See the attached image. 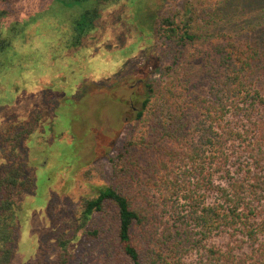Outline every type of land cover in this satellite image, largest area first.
I'll use <instances>...</instances> for the list:
<instances>
[{"label":"trees","instance_id":"16d2710c","mask_svg":"<svg viewBox=\"0 0 264 264\" xmlns=\"http://www.w3.org/2000/svg\"><path fill=\"white\" fill-rule=\"evenodd\" d=\"M151 3L0 0V66L8 70L21 59L19 49L38 40L44 46L56 38L63 49L85 38L94 52L100 44L92 38L110 7L113 22L134 32L125 40L129 47L155 45L169 60L162 94L147 83L137 112L143 133L113 159L118 184L101 185L52 223L53 264H90L78 255L83 238L90 240L92 264H264V0H222L195 17L191 7L157 15ZM109 62L117 65L116 58ZM55 87L48 88L55 98L48 120L36 112L9 136L0 131L2 149L9 141V151L36 142L44 146L36 153L57 159L59 150L50 147L74 142L70 127L59 136L43 128L57 122ZM2 89L11 96L16 87ZM40 163L0 164V264L13 263L22 222L42 203ZM60 163L49 169L46 191Z\"/></svg>","mask_w":264,"mask_h":264},{"label":"rangeland","instance_id":"374dc122","mask_svg":"<svg viewBox=\"0 0 264 264\" xmlns=\"http://www.w3.org/2000/svg\"><path fill=\"white\" fill-rule=\"evenodd\" d=\"M221 1L151 0L152 5L148 9L152 8L151 12L157 9V15H164L191 7L195 17L204 8H213ZM115 9L110 7L102 13L99 20L102 30L92 38L94 44H100L94 52L92 46L85 45V38L79 46L63 49L56 47L59 41L56 38L50 44L46 39L47 45L44 46L38 40L19 49L21 59L11 69L0 66V78L4 79H0V131L9 136L18 125L27 124L36 112H40L42 119L47 121L51 107L55 105L54 94L48 88L56 85L58 92L51 89L57 93L56 100L59 102L58 109L54 110L56 128L51 131L47 125L43 128L47 129V136H59L58 130L70 127L75 137L69 145L56 143L50 147L59 150L57 159L53 155L36 153V149H44V146L36 147V142L28 147L23 141L10 151V141L7 149L0 147V164L10 165L26 158L35 165L41 162V167L37 169V192L40 198L44 193L42 203L33 205L30 220L22 222V239L12 264L55 262L52 223L61 213L66 216L68 211L74 210L86 196L96 194L101 185L118 184L113 159L128 139L145 129L137 120V112L146 97L147 83L152 82L154 90H160L162 94L163 86L170 80L163 74L169 60L161 59L159 48L143 43L129 47L130 44L125 42L134 32L127 30L125 22H113ZM34 52H38V58L29 57ZM150 55L154 58L153 64L146 67L144 64ZM113 58L117 59L116 66L109 64ZM8 86L12 89L16 87L11 96L10 93L4 94L2 89ZM2 96L6 99L1 100ZM61 154H66V157L60 163ZM58 163L61 165L50 174L46 191L48 171ZM26 198L31 200V197ZM99 215L103 216L101 213L96 216ZM97 217L96 220H99ZM106 217L100 218L105 220ZM89 247L90 240L83 238L78 255H84L92 264L91 252L87 253Z\"/></svg>","mask_w":264,"mask_h":264}]
</instances>
